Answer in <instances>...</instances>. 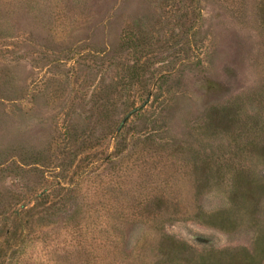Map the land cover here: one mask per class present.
I'll return each mask as SVG.
<instances>
[{
  "label": "rangeland",
  "instance_id": "1",
  "mask_svg": "<svg viewBox=\"0 0 264 264\" xmlns=\"http://www.w3.org/2000/svg\"><path fill=\"white\" fill-rule=\"evenodd\" d=\"M0 264H264V0H0Z\"/></svg>",
  "mask_w": 264,
  "mask_h": 264
}]
</instances>
